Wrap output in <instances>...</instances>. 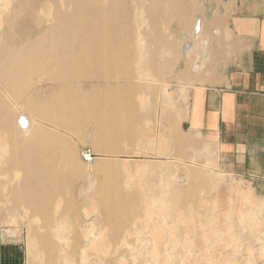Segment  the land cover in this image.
<instances>
[{"label":"rangeland","instance_id":"1","mask_svg":"<svg viewBox=\"0 0 264 264\" xmlns=\"http://www.w3.org/2000/svg\"><path fill=\"white\" fill-rule=\"evenodd\" d=\"M55 3L13 0L10 13L35 16ZM141 5L142 0H126L124 5L128 53L135 59L131 69L136 77L122 75L121 93L108 103L88 99L89 105L110 103L107 114L82 115L80 125L65 131L72 139L76 163L73 173L69 171L57 182L64 189L51 202L59 205L44 215L34 211L36 202H0V253L4 246L16 247L18 264H264V198L246 178L220 171L215 153L205 150L188 125L190 91L216 56L212 51L217 44L214 26L206 21L207 6L204 0H167L153 22L142 13ZM199 16L205 18V34H213L205 48L192 35ZM5 25L0 26V44H10L16 36L3 32ZM151 29L155 32L147 35ZM184 34L195 43L188 53L183 49L188 42ZM161 41L173 44L175 55L160 56L142 66L141 61L136 62L137 56L156 52ZM145 42L152 44L147 47ZM218 46L221 48L220 42ZM206 50L207 60L203 56ZM197 61L199 69L195 68ZM140 75L146 79L139 80ZM71 85L79 88L77 83ZM51 86L43 78L27 91H39L36 98L41 99L52 94ZM5 88L0 80V113L10 111L8 123L6 116L0 117V172L9 180L20 174L7 164L20 147L13 146L12 136L8 147L1 133L11 117L26 109ZM161 103L167 111L160 127L167 136L168 150L154 156L150 153L156 150L155 139L151 135L142 141L139 135L146 125L155 130ZM173 103L175 109L170 106ZM40 115L28 116L44 119V126L56 129L50 119ZM117 116L127 134L123 138L103 129ZM56 130L59 138L65 133ZM60 148H64L61 141L53 139L43 151L52 154L50 163L63 173L66 167L60 163ZM207 160L213 164L209 166ZM13 189L15 194L22 190ZM112 199L122 217L111 223L107 216L115 210H106L104 205Z\"/></svg>","mask_w":264,"mask_h":264},{"label":"bare ground","instance_id":"2","mask_svg":"<svg viewBox=\"0 0 264 264\" xmlns=\"http://www.w3.org/2000/svg\"><path fill=\"white\" fill-rule=\"evenodd\" d=\"M166 1L142 0V13H146L149 19L155 22L159 19L158 8ZM12 2L13 0H0V26L6 23L3 32L9 31L16 35L10 39V44H0V80L5 85V90L26 110H22L16 118L11 117V123L6 125V129L1 133L2 140L8 147L7 141L11 136L13 146L16 144L20 147L13 152L14 160L7 164L18 170L21 175H16L15 179L4 180V175L0 172V202L6 204L14 199L36 202L34 211L46 215V211L59 205L51 202L54 196L62 195L64 189L57 184L58 180L65 177L69 171L70 174L71 171L73 173L72 167L76 163L72 153V139L65 131H72L80 125L79 117L82 115L87 117L92 113L107 114L111 107V104L107 103L121 93L122 75L129 79L136 77L131 69L135 59L129 56L128 32L124 29L126 0H56L55 5L48 4L42 14L27 17L12 15ZM5 13L8 15L5 16ZM147 16H143L145 22L148 21ZM23 26H29L30 29H22ZM202 26V20L197 17L193 23L192 35L201 39L200 47L204 48L207 41L200 35ZM152 32L155 31L149 30L147 35ZM184 36L188 42L184 44L183 49L188 53L195 43L188 34ZM146 42L145 45L150 47L152 43ZM206 54L207 52H204L203 56ZM172 55H175L174 45L161 41L156 52L137 56L136 62L141 61L142 66L144 63L154 62L160 56ZM199 64L197 61L195 68H198ZM43 78L53 83L49 89L54 91L50 96L37 99L39 91L30 93L27 90L31 84H36ZM138 79L146 78L140 75ZM56 81L60 84L56 85ZM72 83H77L79 88H71ZM88 99L105 100L107 103L89 105ZM6 106L4 104L5 108ZM166 113L165 105L161 103L157 110L155 130L146 125V128L140 131L142 141L151 135L155 139L157 152L155 150L150 153L154 156L168 150L167 136L161 132L160 127ZM36 114L45 115L51 120L54 128L64 129L62 137L59 138L56 129H51L46 124L45 127L44 119L28 116ZM1 116H6L7 121L10 111L0 113ZM123 126L117 116L111 125H105L103 129L105 132L111 130L118 138H123L127 135ZM53 139H59L64 145L58 152L60 163L66 167L63 173L58 171V166L50 163L48 158H52V154L43 151ZM91 156L92 153L88 154L89 158ZM32 159L37 163L32 164ZM16 179H19V182L14 183ZM14 186L22 190L15 194ZM113 202L116 206H113ZM116 203L112 199L104 205L106 210H115H111V214L107 216L111 223L122 217ZM6 208L9 206L6 205Z\"/></svg>","mask_w":264,"mask_h":264},{"label":"crops","instance_id":"3","mask_svg":"<svg viewBox=\"0 0 264 264\" xmlns=\"http://www.w3.org/2000/svg\"><path fill=\"white\" fill-rule=\"evenodd\" d=\"M204 4L206 21L214 26L216 56L190 91L188 125L205 150L215 153L220 171L246 178L264 198V0ZM199 18L207 46L213 34H205V18ZM17 252L4 246L0 262L18 264Z\"/></svg>","mask_w":264,"mask_h":264}]
</instances>
